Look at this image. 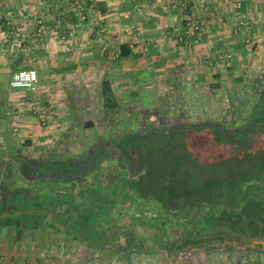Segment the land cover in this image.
Returning a JSON list of instances; mask_svg holds the SVG:
<instances>
[{"label":"crops","instance_id":"obj_1","mask_svg":"<svg viewBox=\"0 0 264 264\" xmlns=\"http://www.w3.org/2000/svg\"><path fill=\"white\" fill-rule=\"evenodd\" d=\"M86 1L81 21L73 0H0V264H157L158 255L194 252L218 253L229 264H239L232 252L260 254L251 264H264V237L168 253L162 239L179 238L186 209L170 210L167 229L159 224L167 217L151 216L158 227L145 228L132 211L118 212L119 222L96 235L74 225L84 224L90 198L112 202L98 186L116 182L124 194L148 173L143 164L128 172L110 161L130 132L123 116L120 126L106 118L103 80L121 108L139 112L165 96L174 102L173 92H210L214 84L264 91V0ZM29 68L39 72V90L13 88V74ZM72 138L85 142L67 155ZM150 234L161 239L144 238Z\"/></svg>","mask_w":264,"mask_h":264},{"label":"rangeland","instance_id":"obj_2","mask_svg":"<svg viewBox=\"0 0 264 264\" xmlns=\"http://www.w3.org/2000/svg\"><path fill=\"white\" fill-rule=\"evenodd\" d=\"M173 96L177 103L174 106L167 107V118L161 119L166 123L163 125L160 122L161 125L157 128H165L172 124H190L208 120L219 123L229 132L235 133L236 136L226 138L233 146L227 145L219 133L213 130L183 129L148 135V137L139 141L140 145L147 151V155L141 161L142 166L146 167L148 173L143 176L139 183L130 182L133 187H129L127 193L124 194L123 192L117 194L121 188H117L116 182L106 188L98 186L96 191L110 194L112 202L108 201L106 204L102 203L101 206H96L93 205V198L89 199L87 197L89 200L86 202L88 203L84 204L87 207L82 209L85 212L83 213L85 217L84 224L75 222L76 230L96 235L99 230H103L106 224L119 222L118 212L122 215H128L129 211L140 216L139 220L145 228H148V226L157 228L158 226H155V224L158 225V223L151 222L156 220L159 222V218L163 219L170 216L165 204L162 203L163 201L186 202L193 205L191 203L195 202L199 195H197L194 188L191 190L190 186L202 187L201 190L204 193L206 192L203 191V188L208 192L212 186L216 188L218 193L222 194L221 191L226 190L228 184L233 182L238 184L244 182L245 178L254 176L257 178L259 175L264 174V121L261 120V123L252 124L254 122L253 113L264 96L263 90L184 91L173 93ZM159 103L160 100L156 105ZM130 104L133 105L134 102ZM149 109L153 111L154 107L143 109V111ZM143 111H132L129 106L121 108L119 118L124 117V129L126 131L128 129L130 134H144L145 126L143 123L135 122V119L139 121L141 118L146 117L147 114ZM256 113L259 115L262 113V109ZM101 124L99 123V131L101 130ZM104 124L107 126V122ZM117 125L120 126V124ZM162 125L163 127H161ZM258 136L261 139L259 143L256 140ZM10 142L15 145L17 136H13ZM84 142L83 138H72L70 142H66L67 155L74 152V149ZM255 142L257 145L254 144ZM251 147L250 154L253 156L247 155V151L242 152L243 150H240ZM114 153L119 155L115 150L111 154L112 159L115 156ZM97 154L92 159H95ZM47 156L48 154H45V158ZM244 158L253 159L252 165L256 164L257 167L255 166V169H253L250 163L245 166L240 164V160ZM124 160L121 161L124 162ZM258 162L259 164H257ZM39 169L44 171L45 166L40 165ZM129 176L133 177L135 174L131 172ZM258 184L259 182H256V185ZM138 185H140L141 191ZM169 188H172V192ZM147 191L151 193L150 196L152 197L149 196L145 199L142 193ZM257 195L258 197L263 196V193ZM257 199L261 200L263 198L259 197ZM98 207L101 208L96 211ZM115 207L117 210L114 209ZM151 216H156V219L151 220ZM144 238L153 241L161 239L160 235L156 236L154 234L147 235ZM228 256L233 260L236 259L239 264H251L261 257L260 254L254 256L253 253L246 255L244 252H232ZM262 257L264 260V256ZM225 258L218 253L208 254L205 252L190 253L186 257L158 255L159 263L157 262V264H229L230 261L229 263L223 261ZM233 260H231V263ZM145 264H151V261L145 262Z\"/></svg>","mask_w":264,"mask_h":264},{"label":"trees","instance_id":"obj_3","mask_svg":"<svg viewBox=\"0 0 264 264\" xmlns=\"http://www.w3.org/2000/svg\"><path fill=\"white\" fill-rule=\"evenodd\" d=\"M215 85L217 84L212 86L211 91H220ZM169 100L168 96L162 97L160 103L154 107L153 111L151 109L148 111L144 110L143 112L147 114L146 117H144L146 120L141 121L145 126L144 134H129L127 139H125L126 143H129L131 148L136 149V155L141 160L147 155V151L140 145L139 141L148 137V135H155L156 133L153 132L163 129L157 127H160L161 123L165 125L166 122L164 120L161 121V119H165L166 112H168L167 107L174 106L177 103L176 101L171 102ZM102 102L106 118L111 119L114 125H121L120 121H116V117H119L121 113V105L109 78H105L102 83ZM260 108L263 110L262 103ZM163 125L161 127H163ZM184 129L217 131L227 145L233 146L232 143L226 140L227 137L222 134L221 130L216 126H198ZM172 130L183 129L171 128L165 132ZM245 151H247V155L253 156L250 154L251 150L243 149L242 152ZM252 161L253 159L244 158L240 160V164L245 166L250 163L252 167ZM257 164H259V162ZM255 166L256 164H254L253 169H255ZM245 179L244 182L242 181L238 184L232 181L233 183L226 185V190L221 191L222 194L218 193L216 188L212 186L208 192L203 188V191L206 193L202 192V187L195 188L190 186L191 190L194 188L197 195H199L195 202L191 203L193 205L186 202L163 201L162 203L165 204L168 213H170L172 208L186 209L187 211L181 224H174L177 225L179 227L178 229L181 231L179 238L175 241H171L169 238L162 239L168 253L176 256V254L188 250L191 247L208 246L209 249H212L224 243H227V247H230L234 240H239L240 238L244 240L247 237H264V174L259 175L257 178L254 176ZM256 182H259V184L256 185ZM139 186L140 185H138V188L140 190L141 188ZM169 189H171L170 191L172 192V188ZM258 193H263V196H259L263 199H257L259 198L257 195ZM142 194L146 199L151 193L147 191ZM171 220L170 216H167V219L164 220V224H159L167 229L166 226L168 223L171 224ZM164 236L165 235H163L162 238Z\"/></svg>","mask_w":264,"mask_h":264},{"label":"built area","instance_id":"obj_4","mask_svg":"<svg viewBox=\"0 0 264 264\" xmlns=\"http://www.w3.org/2000/svg\"><path fill=\"white\" fill-rule=\"evenodd\" d=\"M74 6L80 12V19L81 21H85L87 19V6H91L87 3L86 0H73ZM242 2L238 3L239 7H242ZM41 23L42 27L44 28L43 19L38 20ZM79 27L82 26L80 23ZM39 81L40 75L37 69L29 68V69H22L16 71L11 79V86L13 88H25L31 92H37L39 90Z\"/></svg>","mask_w":264,"mask_h":264},{"label":"flooded vegetation","instance_id":"obj_5","mask_svg":"<svg viewBox=\"0 0 264 264\" xmlns=\"http://www.w3.org/2000/svg\"><path fill=\"white\" fill-rule=\"evenodd\" d=\"M261 103H262V105H263V110H262V113H260L259 115L256 113L258 110H260L261 108ZM261 103H259L257 106H256V110H255V112L253 113V119H254V122H252V124H256V122H262L261 120H263L264 121V98H262V101H261ZM223 133H225V132H223ZM222 133V134H223ZM130 135H133V134H130ZM234 136H236V135H234ZM127 139V138H126ZM121 151V150H120ZM114 152H115V150H114ZM136 149H134V148H131L130 147V145H129V143H127V146H126V148L125 149H123L122 150V153H120L118 150H117V153L119 154V155H115V153H114V158H113V160H112V158H110V156H111V154L109 155V158L111 159H109L110 161H115V162H123V161H121L122 159H125L124 160V164L125 165H127V171L129 172L132 168H135V167H140L143 163H142V161H141V159L136 155ZM113 153V152H112ZM94 155V154H93ZM93 158V156L91 157V159ZM115 159V160H114ZM73 161H75V160H73ZM114 162V163H115ZM27 172L25 171V170H23V175H22V177H26L25 176V174H26ZM142 176L143 175H141V178H142ZM143 179V178H142ZM141 181V179L140 180H138V181H136L137 183H139ZM126 184V183H125ZM128 185V184H127ZM126 192H127V190H126Z\"/></svg>","mask_w":264,"mask_h":264},{"label":"water","instance_id":"obj_6","mask_svg":"<svg viewBox=\"0 0 264 264\" xmlns=\"http://www.w3.org/2000/svg\"><path fill=\"white\" fill-rule=\"evenodd\" d=\"M198 126H216L218 127L221 132H225L223 133L227 138H231L235 135V133L233 132H229L227 129H225V127L221 126L219 123H216V122H212V121H202V122H197V123H190V124H172L170 126H166L165 128L163 129H160L158 131H155L153 133H162V132H165L166 130H169L171 128H175V129H184V128H190V127H198ZM95 159H93L94 161Z\"/></svg>","mask_w":264,"mask_h":264}]
</instances>
